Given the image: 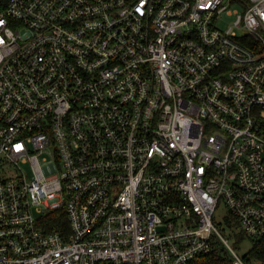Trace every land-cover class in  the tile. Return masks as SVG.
Returning <instances> with one entry per match:
<instances>
[{
  "label": "built area",
  "instance_id": "1",
  "mask_svg": "<svg viewBox=\"0 0 264 264\" xmlns=\"http://www.w3.org/2000/svg\"><path fill=\"white\" fill-rule=\"evenodd\" d=\"M220 203L264 237V0H0V264H247Z\"/></svg>",
  "mask_w": 264,
  "mask_h": 264
},
{
  "label": "trees",
  "instance_id": "2",
  "mask_svg": "<svg viewBox=\"0 0 264 264\" xmlns=\"http://www.w3.org/2000/svg\"><path fill=\"white\" fill-rule=\"evenodd\" d=\"M61 210H58V212ZM58 212H56V215H58ZM61 213V212H59ZM231 219H227L226 222L229 223V225H226L230 229H237L236 224L233 225L230 221ZM52 227L60 228L63 227L62 224L56 223V220L51 223ZM50 228V227H49ZM229 237H231V234H228ZM234 247L238 248L239 244L242 243L244 240L248 239L243 235L241 231L235 232L234 236ZM250 241V247L246 251V253L243 255L244 260L247 264H264V237L261 239H248ZM223 246L219 242H215L212 250L203 255H199L197 259L194 260L192 264H231L230 259L227 255V253L223 250Z\"/></svg>",
  "mask_w": 264,
  "mask_h": 264
},
{
  "label": "rangeland",
  "instance_id": "3",
  "mask_svg": "<svg viewBox=\"0 0 264 264\" xmlns=\"http://www.w3.org/2000/svg\"><path fill=\"white\" fill-rule=\"evenodd\" d=\"M232 9L235 8L234 6L231 7ZM234 20V15H231V14H227V13H224L222 15V19L219 20L218 24L219 26L221 27H225V26H230L232 24ZM225 211H226V208L224 206L223 203H220L218 205V207L216 208L215 210V213H214V223L215 225L218 227V229L220 230V232L226 237L228 238L229 240V243L231 245L234 244V239L233 237H229L228 234H229V231H230V228L227 227L225 224H224V220H223V216L225 214ZM250 247V241L248 239L244 240L242 243L239 244V247L238 248H235L236 252L239 254V255H244L246 253V251L249 249Z\"/></svg>",
  "mask_w": 264,
  "mask_h": 264
}]
</instances>
